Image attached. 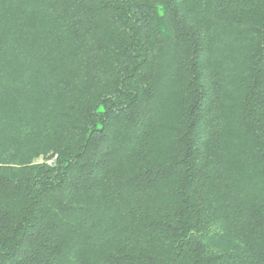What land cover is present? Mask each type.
<instances>
[{"label": "trees", "instance_id": "obj_1", "mask_svg": "<svg viewBox=\"0 0 264 264\" xmlns=\"http://www.w3.org/2000/svg\"><path fill=\"white\" fill-rule=\"evenodd\" d=\"M0 264H264V0H0Z\"/></svg>", "mask_w": 264, "mask_h": 264}]
</instances>
